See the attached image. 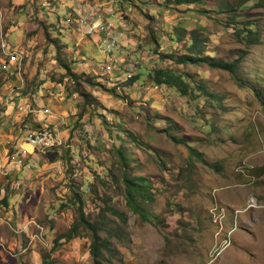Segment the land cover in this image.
I'll return each instance as SVG.
<instances>
[{
	"label": "rangeland",
	"instance_id": "obj_1",
	"mask_svg": "<svg viewBox=\"0 0 264 264\" xmlns=\"http://www.w3.org/2000/svg\"><path fill=\"white\" fill-rule=\"evenodd\" d=\"M247 1L243 10L238 0L190 6L173 0H0V116L16 80L23 91L65 85L70 94L81 95L75 90L77 77L62 66L65 61L82 69L79 63L87 61L73 43L78 31L69 12L77 13L75 5L98 6L121 26L123 47L117 60L139 77L129 85L128 72L118 80L116 69L110 74L101 65L96 66L103 73L101 81L116 88L114 93L81 81L83 93L95 104L93 116L89 120L87 112L83 129L72 133L70 124L81 108L71 112L70 135L58 134L59 144L51 151L64 160L57 168L62 181L50 182L46 195L57 204L0 221V264H94L89 232L71 241L57 239L77 216L74 191L81 192L88 219L99 217L101 208L92 202L95 187L112 208L103 218L106 231L114 233V257L107 264H264V1ZM232 10L240 25L246 20L259 25V43L239 37L232 27L238 21ZM193 30L206 40L201 55L211 53L227 61L244 57L240 80L205 63L179 66L209 85L222 105L213 97L190 101L153 80L156 67L177 65L164 59V53H190ZM87 42L90 62L102 60L96 38ZM65 43L74 50L64 48L58 60L56 45ZM6 49L23 57L15 64L14 76L3 67ZM119 149L130 161L126 167ZM126 171L151 179L153 199L140 202L146 216L127 205L119 181ZM99 173L105 175L104 182Z\"/></svg>",
	"mask_w": 264,
	"mask_h": 264
},
{
	"label": "crops",
	"instance_id": "obj_2",
	"mask_svg": "<svg viewBox=\"0 0 264 264\" xmlns=\"http://www.w3.org/2000/svg\"><path fill=\"white\" fill-rule=\"evenodd\" d=\"M81 6L82 4L75 5L74 10L77 13L69 14L74 20L75 26H77L75 21L84 15L91 5L86 2L84 8ZM75 26L74 30L78 32L74 34L73 43L78 46L79 50L81 48L80 51H83L81 58L87 61L79 63L82 65V69L80 67L75 69L74 66H71L73 72L83 73L86 71L91 75L101 74L98 79L104 80L103 73H100L97 67L102 65L104 70L109 72L106 55L102 54V60L94 59V62L91 63L88 59L89 53L86 52L88 43H90L87 42V39L89 40L92 36L86 35L80 27ZM62 34L65 36V33L62 32ZM121 46L123 47V45ZM69 50H74V48L69 47ZM112 72L109 73L113 74ZM118 72L116 70L115 74ZM115 78L119 80L123 77L116 76ZM16 82L18 81L11 83L13 88L8 93L9 97L5 102L7 107L3 115L0 116V221L3 222L23 216V211L46 210L48 204H57L55 198L49 197L47 200L46 195L50 193V182L60 183L62 181L63 177L57 173V168L58 164L63 163L64 160L60 158L55 162L49 161L48 153L36 150L32 144L26 141V133L28 129L32 128V125L39 126L48 123L54 126L53 128L60 136L70 135L67 131L68 115L79 109L77 104L79 101L81 102L82 97L76 92L70 94L65 85L60 89L58 86H54L52 90L41 87L36 94H32L34 90H31L30 94L25 95ZM53 91L59 92L55 96ZM10 98L11 100L8 101ZM1 105L0 103V109ZM3 210H7V215L4 216ZM17 222L21 223L20 220ZM24 229L27 230V227L25 226Z\"/></svg>",
	"mask_w": 264,
	"mask_h": 264
},
{
	"label": "trees",
	"instance_id": "obj_3",
	"mask_svg": "<svg viewBox=\"0 0 264 264\" xmlns=\"http://www.w3.org/2000/svg\"><path fill=\"white\" fill-rule=\"evenodd\" d=\"M177 4H198L203 3L206 0H173ZM260 2H263L264 0H258ZM248 1L247 0H238L237 6L242 8L243 10L246 8ZM211 11H216V9H212ZM234 13V11L232 10ZM233 19L238 20L234 27L237 29V34L240 38H243L244 40L251 42V43H259L261 40V29L259 28V25L255 21H243V25H240V17L237 16L235 13L233 14ZM234 22V21H233ZM228 22V26L232 25L233 23ZM238 26V27H236ZM155 33V31H154ZM155 39V36H154ZM54 42H58L60 38H55ZM157 42H159L156 39ZM206 43V40L203 39L198 30L192 31V43L189 47L190 53H183V54H177L175 52H166L162 57L164 59H172L174 63L177 65L175 66H166V67H156L154 69V73L152 74L153 80L157 85H168L174 89H177L178 92L181 94V96L189 97L190 101H197L201 100L203 97L209 98L213 97L214 100L218 101L220 105H222V98L217 95L216 93L212 92L209 85H207L204 82H197L191 75H188L186 70H182L180 64H200L205 63L209 64L210 66L216 67V68H222L225 70L230 71V73L237 79L240 80L242 77L239 76V71L241 70V63L244 60L243 56H240L238 59H235L233 61H227L221 58H218L211 53H207L205 55H201L203 52L202 46L204 47V44ZM71 47L68 43H65V46L57 44L56 48L58 51V60L61 59V50L64 48ZM60 63V62H59ZM62 63V62H61ZM63 68H66L68 70L67 74L70 76L77 77L78 82L77 85H75V90L78 92H81V95L84 97L83 101H79L77 104L78 107L81 108V111H79L74 119L75 123H71V131L72 133L83 129L85 123H83V119L85 115L89 113V120H92L93 111L91 107H93L94 102L92 101V96L88 95L87 93H83L84 89L82 88L81 81L84 80L92 85H98L102 86L105 89L110 90L112 93L116 91V88H108L105 87V85L102 83V81L98 80L99 76H92L91 74H88L87 72L83 73H75L73 72V68L68 62L62 63ZM125 72H128V69H124ZM115 72V71H114ZM112 72V73H114ZM109 73V72H108ZM119 73V72H118ZM114 73L113 75L124 77L122 74ZM65 76V75H64ZM101 77V76H100ZM55 79V76L53 77ZM64 77L61 78L60 82H63ZM139 79L138 75H133L132 77L127 78V82L129 85L134 84ZM75 82V81H74ZM242 83V81H240ZM76 84V83H75ZM2 85V82L0 83ZM37 90V89H35ZM37 91H33V93H37ZM86 92V91H85ZM30 90L25 89L24 94H29ZM101 104V103H99ZM88 112V113H87ZM41 126V125H39ZM51 128H53V125H50ZM71 133V134H72ZM173 137V136H172ZM136 139L137 136H135ZM176 139V137H173ZM72 139V136L71 138ZM137 141V140H136ZM139 141V139H138ZM119 152L122 154V158L120 160L122 166L126 167L130 164V161L128 157H126V154H123V150L119 149ZM59 153H52L51 151L47 154V159L51 162H55L59 160L61 157L58 155ZM105 175L103 173L98 174V178L101 179V181L104 182ZM119 181H123V191L122 193L125 195L127 200V205L132 209L133 212L138 213L142 216H146L147 210L146 208L140 203L141 200L149 201L150 199H153L151 192H152V182L151 179H149L146 176L142 175H130L129 172H125L121 174ZM120 184V187H122V184ZM93 197L92 202L100 206L101 211L99 214V217L93 221H90L88 217L86 216L85 211V203L83 201V197L80 191H74L73 194V204H75L76 207V218L73 224L71 225L70 229L62 234L58 239L59 240H66L71 241L79 236H85L87 235V232H89V235L91 237V242L89 245V252L90 255L93 257L94 264H107V262L112 260V257H114L115 249L113 247V237L114 233H111L109 231H106V222L103 219L106 215V209L111 210L112 208L108 205L109 198L106 197L104 194H100L99 189L95 187L93 190ZM63 206H69L68 203H65ZM106 231L107 236H103L102 232ZM113 234V235H112ZM46 263V262H45Z\"/></svg>",
	"mask_w": 264,
	"mask_h": 264
},
{
	"label": "built area",
	"instance_id": "obj_4",
	"mask_svg": "<svg viewBox=\"0 0 264 264\" xmlns=\"http://www.w3.org/2000/svg\"><path fill=\"white\" fill-rule=\"evenodd\" d=\"M110 12L112 15L115 14L113 9ZM77 22L85 34L96 38L100 50L108 59V71L112 72L116 69L125 73L126 62L124 61L125 63H123L117 60L118 54L122 51V33L118 31V25L109 19L100 7L93 5L87 8L84 15L80 16ZM5 46L4 43L3 47ZM7 50L9 49H6L7 60L4 61L3 67L9 76H14L17 69L15 64L22 63L23 57L16 50ZM132 75L133 72L130 71L127 77H132ZM26 141L32 144L36 150L47 154L59 144V135L56 129L51 128L50 124L45 123L41 126L28 129Z\"/></svg>",
	"mask_w": 264,
	"mask_h": 264
},
{
	"label": "clouds",
	"instance_id": "obj_5",
	"mask_svg": "<svg viewBox=\"0 0 264 264\" xmlns=\"http://www.w3.org/2000/svg\"><path fill=\"white\" fill-rule=\"evenodd\" d=\"M69 13H71V12H69ZM70 18H71V17H70ZM121 45H122V44H121ZM118 71H119V70H118ZM118 74H122V75H124V73H120V72H119ZM134 74H135V73L133 72V75H134ZM133 75H132V76H133ZM127 76H128V75H127ZM126 78H129V77H126Z\"/></svg>",
	"mask_w": 264,
	"mask_h": 264
}]
</instances>
